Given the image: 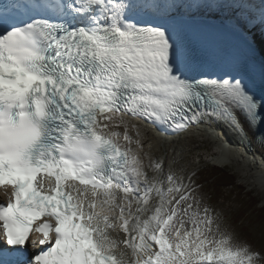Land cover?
Returning a JSON list of instances; mask_svg holds the SVG:
<instances>
[{"label":"snow or ice","instance_id":"obj_1","mask_svg":"<svg viewBox=\"0 0 264 264\" xmlns=\"http://www.w3.org/2000/svg\"><path fill=\"white\" fill-rule=\"evenodd\" d=\"M257 34L264 52V0H0V264L264 260L135 122L264 157Z\"/></svg>","mask_w":264,"mask_h":264},{"label":"rangeland","instance_id":"obj_2","mask_svg":"<svg viewBox=\"0 0 264 264\" xmlns=\"http://www.w3.org/2000/svg\"><path fill=\"white\" fill-rule=\"evenodd\" d=\"M135 122L140 125L142 138L145 142V151L148 150L149 143H151V151L153 150L152 153H154L155 149H157L159 155L162 156L165 153L167 154V165H170L172 160L176 159L178 161V165L174 166V170L176 171L177 175L182 174V166H187L189 168L199 167L201 170L200 175L202 176L203 181H206L208 179L207 175L210 168L219 167L227 169L226 172L229 171L232 173V175L234 174L236 178H238V186L224 189L223 196L219 201H216L215 197L217 195L212 193V189L208 185L209 183L205 182L206 192L212 197L213 202L221 206L228 213L230 217L229 222L232 224V227L239 232L240 236L244 240H247L252 245V247L260 253L261 257H264V239H262V228L256 224L254 220L251 219V217L249 218L251 221L244 222L242 226H240V224L236 225L233 221L240 212L241 200L239 197H242V195L244 196L246 192L252 193L251 196L255 201L259 202V207L264 208V188H262L260 185H257L255 175L256 173L254 169L256 165L255 163H249V157L246 153H243V149L232 142L225 141L224 143V141H219L214 135L211 136L208 134L207 131L203 129V127L196 129L194 128L189 130L190 132L188 131L186 133L179 134L177 139L181 137V141H173L174 138H176L174 137L176 135H167V137L163 139L161 143H159V140L156 139L158 133L152 129L150 125H146L144 123L141 124L138 121ZM222 142L223 144L227 145V150L224 149L221 151L219 149ZM221 160L230 161L231 164L227 165L226 167L221 166L218 164V162ZM113 234L114 236H117L116 233ZM252 264H264V260H257L256 258H253Z\"/></svg>","mask_w":264,"mask_h":264},{"label":"trees","instance_id":"obj_3","mask_svg":"<svg viewBox=\"0 0 264 264\" xmlns=\"http://www.w3.org/2000/svg\"><path fill=\"white\" fill-rule=\"evenodd\" d=\"M207 176L208 179L204 182L209 183L208 185L211 187L212 193L217 195L215 197L216 201L221 199L224 189L238 186L236 176L232 175L229 171L226 172L219 168H212ZM251 194L252 193L246 192L244 196L242 195V197H239L241 200L240 212L234 219V222L236 225L240 224V226H242L245 221H251L252 219L262 228V226H264V208L259 207V202L255 201ZM250 217L251 219H249ZM262 235H264V233H262Z\"/></svg>","mask_w":264,"mask_h":264},{"label":"bare ground","instance_id":"obj_4","mask_svg":"<svg viewBox=\"0 0 264 264\" xmlns=\"http://www.w3.org/2000/svg\"><path fill=\"white\" fill-rule=\"evenodd\" d=\"M257 37H258V39H259V41H260V37H259V34H257ZM258 43V41H256V53H257V56L259 57V58H261L262 56H264V52H262V46L261 45H258L257 44ZM210 126V125H209ZM210 127H213L212 129H213V131L214 132H218L219 131V128H217V127H215V126H210ZM190 132V131H189ZM208 133V132H207ZM161 134V133H160ZM159 133H158V135H157V137H156V139H158L159 140V143H161L162 141H163V136L162 135H160ZM209 134V133H208ZM226 135H228L227 136V138L229 139V138H231V139H233V140H235L236 142H238L237 141V138H236V136H234L232 133H229V132H227V133H225ZM155 135V134H154ZM176 136H174V137H176V138H174V140L173 141H181V137H179V139H177V137H178V135L177 134H175ZM155 137V136H154ZM153 138V137H152ZM165 139V138H164ZM171 139V138H170ZM167 140H168V138H167ZM155 141H157V140H155ZM171 141V140H170ZM167 143V142H166ZM170 143V142H169ZM223 143V142H222ZM224 143H225V141H224ZM153 144H154V141H153ZM231 144V143H230ZM166 145V144H165ZM168 145V144H167ZM243 145V144H242ZM242 145H240L241 146V148H243L244 146H242ZM161 146H162V144H161ZM172 146V145H171ZM219 149L221 150V151H223L224 150V148H222L221 146L219 147ZM244 149V148H243ZM253 149L254 150H250L249 148H246L245 147V149L243 150V153H246L247 155H248V161H249V163H255V167H254V169H255V175H256V181H257V185H260L262 188H264V157H262L261 156V154H260V149H259V147H258V145H254L253 146ZM220 150H218V151H220ZM153 151V150H152ZM218 153V152H217ZM156 157H160L161 155H159L158 154V150L157 149H155V152L153 153ZM240 155V154H239ZM243 156V155H242ZM247 158V157H246ZM232 160H233V158H232ZM258 162H262V164H258ZM218 164L219 165H221V166H227V165H230L231 164V162L230 161H227V160H221V161H219L218 162ZM4 192V191H3ZM4 194H5V192H4ZM113 238L114 239H118V238H120V237H117V236H114V234H113Z\"/></svg>","mask_w":264,"mask_h":264}]
</instances>
